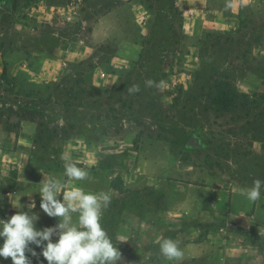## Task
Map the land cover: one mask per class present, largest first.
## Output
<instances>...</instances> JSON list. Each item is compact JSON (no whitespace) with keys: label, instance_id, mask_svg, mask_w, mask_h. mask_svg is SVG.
I'll return each instance as SVG.
<instances>
[{"label":"rangeland","instance_id":"obj_1","mask_svg":"<svg viewBox=\"0 0 264 264\" xmlns=\"http://www.w3.org/2000/svg\"><path fill=\"white\" fill-rule=\"evenodd\" d=\"M194 4L0 0V219L24 211L39 217L37 230L54 227L58 218L39 208V184L43 176L67 181V158L88 173L74 186L111 197L101 225L119 264H141L139 218L170 210L188 189L204 205L210 187L264 180V150L254 148L255 137L264 140V58L252 60L253 47L247 65L228 64L201 44L208 32L222 31L214 23L201 20L195 34H185ZM207 5L227 15L232 2ZM238 14L242 42L262 38L264 47V0L241 4ZM222 76L250 96L248 105L225 104L213 88ZM133 86L139 91L130 92ZM17 113L28 117L19 126ZM31 247V264H47Z\"/></svg>","mask_w":264,"mask_h":264},{"label":"crops","instance_id":"obj_2","mask_svg":"<svg viewBox=\"0 0 264 264\" xmlns=\"http://www.w3.org/2000/svg\"><path fill=\"white\" fill-rule=\"evenodd\" d=\"M251 1L231 0L230 14L225 15L221 10L209 9L208 0H195L185 20V34H195L196 24L201 20L216 24L224 32L238 31L240 5ZM253 56L263 59L264 47L255 46ZM84 147L87 148V144ZM254 148L264 150V143L255 144ZM91 150L97 149L94 146ZM243 188L249 186L232 183L230 189L210 187L207 189L210 198L204 205L193 201L188 189L184 200L170 210L158 207L156 216L149 220L139 218L144 227L142 235L145 233L144 248L141 243L137 245L141 248L138 249L141 264H264V247L258 244V240L264 239V188L255 203L240 194ZM76 217L74 213L73 218ZM251 231L257 233L258 238H254ZM160 237L177 242L184 253L180 261L169 262L159 254L157 240Z\"/></svg>","mask_w":264,"mask_h":264},{"label":"clouds","instance_id":"obj_3","mask_svg":"<svg viewBox=\"0 0 264 264\" xmlns=\"http://www.w3.org/2000/svg\"><path fill=\"white\" fill-rule=\"evenodd\" d=\"M129 91L136 92L139 88L133 86ZM65 159L67 181L43 176L38 192L39 208L48 217L58 218V222L54 227L37 230L39 217L24 211L0 219V258H10L11 264H31L26 253L36 257L37 252L31 247L34 245L41 249L39 255L47 264H119L121 253L101 225L102 212L110 204V195L86 192L74 186V182L85 180L88 173ZM262 188L264 180L256 179L251 187L241 189L240 194L255 203L261 198ZM31 207L35 208L36 204L33 202ZM74 213L77 214L75 221ZM157 243L159 254L165 260L183 258L184 253L176 241L160 237Z\"/></svg>","mask_w":264,"mask_h":264},{"label":"trees","instance_id":"obj_4","mask_svg":"<svg viewBox=\"0 0 264 264\" xmlns=\"http://www.w3.org/2000/svg\"><path fill=\"white\" fill-rule=\"evenodd\" d=\"M240 24L242 25V21L240 22ZM243 28L242 26H240L239 30L237 31L236 34H229L228 32H224V31H210L207 33L205 40L203 42H201V44H203L204 46L210 44V47L212 49H217L219 52V56L220 58H223L224 60H227V63L230 65H233V61H243V65H247L248 64V60L249 58L247 57V51L250 49L252 50L253 47L255 46H261L262 45V38H256V40L253 41H249V42H242L241 39V32H242ZM90 32H92V29H89ZM200 44V43H199ZM241 45H243V47H247L246 50H244ZM226 49V52L223 53V51ZM204 50L201 51V64L204 66L205 63L208 61L207 56L205 55ZM251 59V58H250ZM232 64H231V62ZM252 60H256L255 57H252ZM6 77V70L4 67V71H3V75H2V79H5ZM224 77V81H215V84L213 86V88H219V95L222 98V100L225 102V104L227 106H230L231 104H233V101L235 100H240L243 99L244 105H248L250 103V96L246 93H238L236 87L228 80V76H222ZM221 78V77H218ZM56 84V83H55ZM55 87L58 85H54ZM47 89V87H46ZM94 90V87H93ZM96 90V89H95ZM225 91V92H222ZM5 114V110H1L0 109V115L4 116ZM27 115L25 113H17L16 117L18 119V126L20 123L24 122L27 120L28 117H26ZM31 122H35L34 120H31ZM255 141L258 140V142L260 143H264L263 139H259L257 137H255L254 139ZM197 139H193L191 142V145L195 146L197 145ZM62 199V197L60 198ZM34 212L37 210V206L33 209Z\"/></svg>","mask_w":264,"mask_h":264}]
</instances>
